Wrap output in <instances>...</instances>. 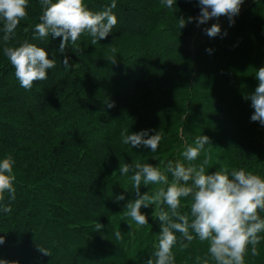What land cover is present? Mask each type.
Segmentation results:
<instances>
[{
  "label": "trees",
  "instance_id": "trees-1",
  "mask_svg": "<svg viewBox=\"0 0 264 264\" xmlns=\"http://www.w3.org/2000/svg\"><path fill=\"white\" fill-rule=\"evenodd\" d=\"M111 2L84 0L92 11ZM116 4L118 23L106 39L92 45L82 36L80 51L70 46L61 53L62 38L36 37L42 6L28 0V16L7 46L27 40L56 60L48 78L34 82L30 91L19 86L4 55L0 21V160L11 155L16 175L15 200L6 192L0 201V207L12 208L7 216L0 211V236L5 237L0 259L145 264L155 251L160 222L153 219L154 205L141 209L148 217L142 228L124 215L127 203L138 196L128 177L120 175V163L161 168L169 161L187 163L182 152L200 135L210 138L205 146L212 157L209 174L226 166L264 177V126L251 120L249 99L259 83L255 72L264 66V0L193 50L189 41L197 22L188 17L199 16L198 0H176L172 9L162 7L161 0ZM179 18L186 21L182 29ZM65 57L79 66L64 68ZM125 128L129 134L162 129L165 135L153 153L124 145L120 134ZM203 159L202 152L195 163ZM153 187L142 184L140 194ZM120 195L125 198L118 201ZM189 201H182L180 211H189ZM95 222L104 227L95 231ZM258 248L260 255L249 253L247 264H264V240ZM206 250L199 240L186 248L178 243L176 264H201Z\"/></svg>",
  "mask_w": 264,
  "mask_h": 264
},
{
  "label": "clouds",
  "instance_id": "clouds-1",
  "mask_svg": "<svg viewBox=\"0 0 264 264\" xmlns=\"http://www.w3.org/2000/svg\"><path fill=\"white\" fill-rule=\"evenodd\" d=\"M39 2L42 14L40 22L34 25L36 37L41 40L49 36L53 39L62 38L59 45L61 53L70 46L80 51L77 42L82 36L90 38L91 44L96 45L100 40L106 39L118 23L117 16L113 13V9L117 7L116 0H112L101 11L90 10L84 0ZM243 2L244 0H198L199 16L188 17V21L195 19L199 27L213 18L225 16L231 26L234 24L233 17L239 14ZM174 4L176 0H161V6L168 9H172ZM27 8L28 0H0V21L3 22L5 42L3 52L14 68L19 86L30 91L34 82L48 78V70L55 68L56 60L49 58L44 47L27 40L19 46H7L20 22L27 18ZM178 21L180 29L186 26L184 18H179ZM204 31L209 37H216L221 28L219 24H212ZM207 51L211 52L212 49ZM109 61L115 63L116 59L110 57ZM63 64L66 69L79 66L70 64L68 57L64 58ZM255 76L259 83L249 97L254 109L251 120L264 126V66L255 72ZM149 131H154L155 134L149 136ZM120 135L124 145L132 148L143 146L155 153L165 133L161 129L129 134L128 128H125ZM206 145H210V138L206 135L197 136L182 152L187 163L169 161L164 168L150 163H120V175L128 177L138 196L127 203L124 215L142 228L148 225V217L141 209L154 205L153 219L160 222L161 230L155 251L145 264H176L173 249L178 243L186 248L194 240L207 244L201 264H247L246 257L249 253L252 257L260 255L258 245L264 240V235H261L264 233V216L261 215L264 213V177L244 168L229 170L226 166L209 174L206 168L212 157L206 150ZM202 152L204 159L195 163ZM14 164L15 160L11 155L0 160V201L4 200L6 192L10 194L11 200L16 198ZM142 184L155 187L141 195ZM124 198L120 195L116 199L119 201ZM188 198L189 211H180L184 207L182 201ZM0 211L7 216L12 212L11 205H3ZM128 225L132 227L131 223ZM103 227L95 222V231H100ZM114 234L116 239H120V231ZM4 243L5 237L0 236V245ZM40 251L50 255L48 250L40 248ZM0 264L18 262L0 259Z\"/></svg>",
  "mask_w": 264,
  "mask_h": 264
},
{
  "label": "rangeland",
  "instance_id": "rangeland-1",
  "mask_svg": "<svg viewBox=\"0 0 264 264\" xmlns=\"http://www.w3.org/2000/svg\"><path fill=\"white\" fill-rule=\"evenodd\" d=\"M257 0H244V2L241 5L239 14H241L246 8H248L252 3H254ZM238 14V15H239ZM238 15L233 17L235 19ZM228 17L221 16L219 19L213 18L206 22L205 24L200 25L199 27L195 29L192 38L190 39V47L191 49H196L202 42L207 40L209 36L204 31L205 28H210L212 24H219L220 28L223 29L228 23H229Z\"/></svg>",
  "mask_w": 264,
  "mask_h": 264
}]
</instances>
